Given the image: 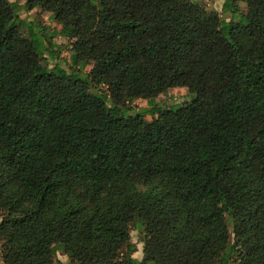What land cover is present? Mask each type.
Here are the masks:
<instances>
[{"label": "trees", "instance_id": "obj_1", "mask_svg": "<svg viewBox=\"0 0 264 264\" xmlns=\"http://www.w3.org/2000/svg\"><path fill=\"white\" fill-rule=\"evenodd\" d=\"M21 1L0 0V264H264V0ZM36 9L76 69L45 65ZM175 88L193 99L163 110Z\"/></svg>", "mask_w": 264, "mask_h": 264}, {"label": "rangeland", "instance_id": "obj_2", "mask_svg": "<svg viewBox=\"0 0 264 264\" xmlns=\"http://www.w3.org/2000/svg\"><path fill=\"white\" fill-rule=\"evenodd\" d=\"M10 2L17 3L19 6H22L23 1L21 0H8ZM208 10H215L220 13L224 0H199ZM17 16L21 22L26 24H31L33 30L39 34V36L49 37V42L47 43L49 51L44 53L46 60L45 65L49 69H52L55 65L60 66L63 70L71 72L72 69H76L70 63V42L68 39L63 38L59 35L61 27L54 22L48 13L41 12L36 9L31 12H25L23 10L17 11ZM38 32V30H40ZM22 36L29 38V33L26 28H20ZM54 48V49H53ZM51 52H57L56 58L53 59L50 56ZM91 66H87L80 71L81 77L87 74ZM193 95L189 94L185 88H175L170 89L166 95L158 96L156 103L163 110L166 109H178L179 107L189 103L193 99ZM150 106L145 100H136L130 104V109L135 112H142L144 109H148ZM145 119L150 121V116H145ZM142 235L139 231L131 227L130 230V240L131 243L136 247L137 252H141L142 244L141 237ZM141 255V254H140ZM58 260L61 262H66V257L62 252L57 254Z\"/></svg>", "mask_w": 264, "mask_h": 264}, {"label": "crops", "instance_id": "obj_3", "mask_svg": "<svg viewBox=\"0 0 264 264\" xmlns=\"http://www.w3.org/2000/svg\"><path fill=\"white\" fill-rule=\"evenodd\" d=\"M133 258L136 260V261H139L141 259V255L139 252H136L135 254H133Z\"/></svg>", "mask_w": 264, "mask_h": 264}]
</instances>
